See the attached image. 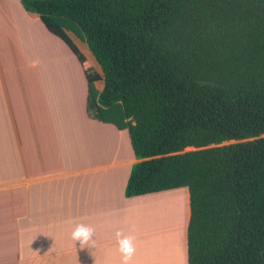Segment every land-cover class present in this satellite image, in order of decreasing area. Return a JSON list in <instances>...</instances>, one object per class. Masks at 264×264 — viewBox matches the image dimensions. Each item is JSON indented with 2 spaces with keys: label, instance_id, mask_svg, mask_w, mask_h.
Masks as SVG:
<instances>
[{
  "label": "trees",
  "instance_id": "1",
  "mask_svg": "<svg viewBox=\"0 0 264 264\" xmlns=\"http://www.w3.org/2000/svg\"><path fill=\"white\" fill-rule=\"evenodd\" d=\"M21 4L76 56L87 115L128 131L125 196L187 187L188 264H264V0Z\"/></svg>",
  "mask_w": 264,
  "mask_h": 264
},
{
  "label": "crops",
  "instance_id": "2",
  "mask_svg": "<svg viewBox=\"0 0 264 264\" xmlns=\"http://www.w3.org/2000/svg\"><path fill=\"white\" fill-rule=\"evenodd\" d=\"M67 33L101 74L87 43ZM95 85L101 91L103 79ZM86 96L70 48L21 0H0V264H120L114 233L132 235L138 248L150 203L181 188L185 249L170 264H188L187 187L125 196L136 161L128 131L89 117ZM76 223L94 228V247L70 238ZM136 254L132 264H150V254Z\"/></svg>",
  "mask_w": 264,
  "mask_h": 264
},
{
  "label": "rangeland",
  "instance_id": "3",
  "mask_svg": "<svg viewBox=\"0 0 264 264\" xmlns=\"http://www.w3.org/2000/svg\"><path fill=\"white\" fill-rule=\"evenodd\" d=\"M184 189L186 188L177 189L176 194L172 193L169 197L165 196L150 203V225L146 226L144 233L138 234V238L140 236L147 238L144 242H136L137 259L143 260L145 257L148 258L146 254H150V264H170L174 259H177V262L179 258H183L184 221L188 207ZM142 243L144 246H141Z\"/></svg>",
  "mask_w": 264,
  "mask_h": 264
},
{
  "label": "clouds",
  "instance_id": "4",
  "mask_svg": "<svg viewBox=\"0 0 264 264\" xmlns=\"http://www.w3.org/2000/svg\"><path fill=\"white\" fill-rule=\"evenodd\" d=\"M39 59H34L30 63V67L36 68L39 65ZM94 228L86 223H76L70 233L73 241H79L81 246L94 247ZM117 251L120 254V264H132L133 257L136 252L134 245V237L126 235L121 230L114 233Z\"/></svg>",
  "mask_w": 264,
  "mask_h": 264
},
{
  "label": "bare ground",
  "instance_id": "5",
  "mask_svg": "<svg viewBox=\"0 0 264 264\" xmlns=\"http://www.w3.org/2000/svg\"><path fill=\"white\" fill-rule=\"evenodd\" d=\"M148 255V254H147ZM143 259V258H142ZM135 261V260H134Z\"/></svg>",
  "mask_w": 264,
  "mask_h": 264
}]
</instances>
